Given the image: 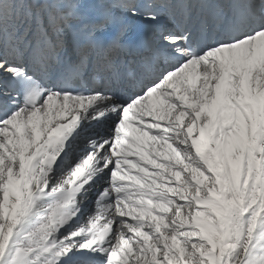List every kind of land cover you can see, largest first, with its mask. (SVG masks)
Listing matches in <instances>:
<instances>
[{"label":"snow or ice","instance_id":"obj_1","mask_svg":"<svg viewBox=\"0 0 264 264\" xmlns=\"http://www.w3.org/2000/svg\"><path fill=\"white\" fill-rule=\"evenodd\" d=\"M0 264H264V0H0Z\"/></svg>","mask_w":264,"mask_h":264},{"label":"bare ground","instance_id":"obj_2","mask_svg":"<svg viewBox=\"0 0 264 264\" xmlns=\"http://www.w3.org/2000/svg\"><path fill=\"white\" fill-rule=\"evenodd\" d=\"M165 11H167V10H165ZM120 55V54H119ZM121 56V55H120ZM122 57V56H121Z\"/></svg>","mask_w":264,"mask_h":264}]
</instances>
